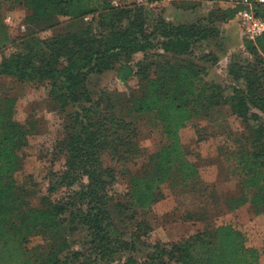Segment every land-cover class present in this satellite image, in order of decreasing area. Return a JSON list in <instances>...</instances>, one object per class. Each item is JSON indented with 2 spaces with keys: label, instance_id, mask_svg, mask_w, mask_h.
Returning <instances> with one entry per match:
<instances>
[{
  "label": "trees",
  "instance_id": "1",
  "mask_svg": "<svg viewBox=\"0 0 264 264\" xmlns=\"http://www.w3.org/2000/svg\"><path fill=\"white\" fill-rule=\"evenodd\" d=\"M9 1L0 0V77L44 86L52 110L70 121L67 137L56 146L64 167L53 174L49 192L74 190L45 207L30 205L16 175L36 124L18 122L15 99L0 98V264H101L125 252L123 264H260L261 251L231 224L150 244L151 226L139 217L164 200L165 185L193 191L201 184L181 131L224 104L245 131V141L225 157L242 183L241 195L227 200L226 210L250 204L264 216V35L245 40L250 58L231 57L228 74L235 85L226 99L221 86L208 83L202 64L185 59L214 28L157 20L150 32L148 12L131 1L114 7L112 0H19L27 11V33L13 40L3 12ZM203 1L231 3L210 13V23L233 21L242 8L235 0ZM253 1L264 21V3ZM46 32L52 34L41 36ZM156 36L161 41L155 47ZM112 71L122 84L143 83L141 94H95L91 77ZM134 114H155L162 140L144 172L131 175L129 192L118 196L111 193L117 180L111 163L128 164L144 154ZM38 235L48 236L50 244L31 247ZM139 244L149 250L143 260L131 255Z\"/></svg>",
  "mask_w": 264,
  "mask_h": 264
},
{
  "label": "rangeland",
  "instance_id": "2",
  "mask_svg": "<svg viewBox=\"0 0 264 264\" xmlns=\"http://www.w3.org/2000/svg\"><path fill=\"white\" fill-rule=\"evenodd\" d=\"M144 6L148 12L149 31L157 20H163L170 25L198 24L204 29L216 30L200 43L194 54L185 59H194L206 68V80L209 84L221 86L222 95L228 99L235 82L228 74V65L233 55L250 58L244 51L245 39L236 20L228 23H210L209 14L231 6V3L208 2L203 0H161L151 3L149 0H131ZM12 10H11V9ZM5 24L13 40L26 36L25 20L27 11L19 5V0H10L4 6ZM46 32L41 36L51 35ZM161 38H153L155 47ZM156 50H154L155 52ZM206 55V57H204ZM204 57V58H203ZM142 55L136 57V60ZM90 87L96 94L101 90H118L129 95H140L143 83L137 79L122 84L116 79L115 72H107L102 76H92ZM264 96V87L261 91ZM14 98L15 119L28 124L35 122L36 126L28 138V146L22 151V168L17 173L18 187L25 189L28 202L34 208H42L49 203L68 198L74 188L58 187L55 193H50V182L55 181L53 174L64 167V160L58 154L56 146L67 137L70 121L52 110L48 99V91L44 86L37 87L27 80L20 81L19 77H0V98ZM138 128L143 156L128 164L111 163L116 167L117 180L111 188L112 194L123 196L129 192L130 177L144 172L149 157L154 153L162 140L161 127L155 114H134L131 118ZM241 120L232 114L230 104L219 106L206 118L195 117L193 122L181 131L183 143L190 153L200 172V185L193 191L173 189L169 184L164 186L165 198L153 207L152 212L144 213L139 220H145L151 226L147 239L150 244L161 242H177L199 231L212 230L215 226L229 224L233 217L226 210V202L231 197L241 195L242 183L229 169L226 155L242 144L244 133ZM261 221H250L251 230L256 228L254 241L253 233L245 230L248 245L255 241L261 251L260 264H264V216ZM254 224V226H252ZM243 232V231H242ZM248 235V236H247ZM80 238L83 233H78ZM38 244L49 245V237L38 235L31 239V247ZM251 247V246H250ZM147 247L139 244L131 254L143 260ZM129 253L116 255L111 262L101 264H123L121 257Z\"/></svg>",
  "mask_w": 264,
  "mask_h": 264
},
{
  "label": "built area",
  "instance_id": "3",
  "mask_svg": "<svg viewBox=\"0 0 264 264\" xmlns=\"http://www.w3.org/2000/svg\"><path fill=\"white\" fill-rule=\"evenodd\" d=\"M131 0H112L114 7H121L128 4ZM256 3H264V0H255ZM233 3L242 8L236 16V21L241 28L245 40L255 42L264 35V21L258 18L254 11L253 0H235ZM88 20V18H86Z\"/></svg>",
  "mask_w": 264,
  "mask_h": 264
},
{
  "label": "crops",
  "instance_id": "4",
  "mask_svg": "<svg viewBox=\"0 0 264 264\" xmlns=\"http://www.w3.org/2000/svg\"><path fill=\"white\" fill-rule=\"evenodd\" d=\"M230 214L233 217V221H230L229 224L243 231V233L246 232L245 230L250 231L251 229L250 221L252 219H254V222L261 221V216H258L254 213L253 208L250 204H245L242 207H240L238 210L234 212H230ZM254 224L255 223H253L252 226H254ZM250 232L253 233V237L251 238V240L254 241V238L256 237L259 230L256 228V230H251ZM250 246L258 249V243L256 241L253 244H250Z\"/></svg>",
  "mask_w": 264,
  "mask_h": 264
}]
</instances>
